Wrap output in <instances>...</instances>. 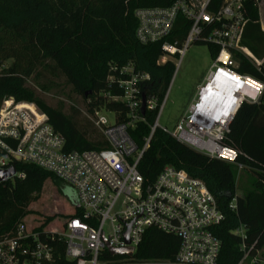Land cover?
I'll return each instance as SVG.
<instances>
[{"label": "built area", "instance_id": "built-area-1", "mask_svg": "<svg viewBox=\"0 0 264 264\" xmlns=\"http://www.w3.org/2000/svg\"><path fill=\"white\" fill-rule=\"evenodd\" d=\"M165 4L137 7L135 38L140 44L161 42L163 55L158 63L177 55L181 58L192 43H205L217 49L203 82L171 132L177 141L208 156L234 163L237 150L225 144L229 123L243 102L257 103L264 94V78L241 73L233 56L244 54L258 71L264 67L241 44L247 18L243 0H164ZM186 22L181 42L170 41L176 18ZM179 62V61H178ZM124 74L116 85L120 96L112 101L125 103V120L109 123L102 109L88 111V119L99 131L106 147L64 150V140L48 122L47 115L33 102L12 97L0 104V169L14 162L28 163L50 172L69 184L76 193L81 216L71 217L59 228H47L45 239L37 231L18 223L12 235L0 237V264H54L56 249L46 240L56 236L64 241L65 258L74 264H216L219 239L211 227L224 216L204 182L183 169L166 165L152 182H145L137 169L143 151L158 126L157 119L168 95L160 97L142 91L150 76L131 65L119 68ZM144 95V110L141 112ZM236 102L232 111L226 105ZM156 110L143 146L137 147L129 135L143 113ZM160 128V127H159ZM241 169L240 164H236ZM24 177L15 171L14 177ZM231 206V205H230ZM109 223L106 229V223ZM128 225L129 228H128ZM155 228L178 237L172 260L133 258L144 232ZM128 229L127 240L124 236ZM132 247L131 255L108 260L103 252ZM237 264H264L257 255L245 253Z\"/></svg>", "mask_w": 264, "mask_h": 264}, {"label": "trees", "instance_id": "trees-1", "mask_svg": "<svg viewBox=\"0 0 264 264\" xmlns=\"http://www.w3.org/2000/svg\"><path fill=\"white\" fill-rule=\"evenodd\" d=\"M159 4H165L164 0H0V104L8 97L34 102L63 138L66 151L106 147L91 122L77 120L78 110L72 109L67 114L61 105L46 104L26 82L30 78H39L43 70L52 76L62 75L86 100L88 111L105 109L118 113V122L125 120V103L107 99V96L122 93L116 85L117 80L124 77L119 68L131 65L134 70L148 73L150 79L141 89L156 92L160 97L175 69L176 61L172 59L158 63L163 55L161 42L140 44L134 34L136 19L133 11L137 7ZM243 7L247 21L241 44L264 64V31L259 23L258 0H243ZM186 26L183 18L178 16L168 40H177L181 44ZM207 46L213 57L217 49ZM233 56L239 72L264 78V67L258 71L240 52H234ZM40 86L48 89L45 84ZM155 114L156 110H146L144 120L136 121L129 129L137 147L143 146ZM224 142L237 150L235 164L201 153L156 127L137 169L145 182H152L166 165L200 178L224 216L211 227L220 241L216 264H237L245 253L251 257L264 247V94L257 103L243 102L239 106L229 123ZM236 164L250 174L248 186L240 194L235 185ZM13 168L23 172L24 177L15 176L0 183V237L12 235L18 223L23 222L29 213L30 202L38 199L47 179L58 182L50 172L33 164L14 162ZM72 210L66 219L81 216L75 202ZM54 218L45 217L32 226V230L45 239V230ZM146 232L171 238L173 244H167L156 257L146 258L142 255ZM143 237L133 258H174L179 243L177 236L148 228ZM46 240L56 249L54 264H74L65 258L63 240L58 241L56 236H48ZM102 258L117 260L124 257L105 250Z\"/></svg>", "mask_w": 264, "mask_h": 264}, {"label": "rangeland", "instance_id": "rangeland-1", "mask_svg": "<svg viewBox=\"0 0 264 264\" xmlns=\"http://www.w3.org/2000/svg\"><path fill=\"white\" fill-rule=\"evenodd\" d=\"M258 11L261 27L264 29V0L259 2ZM208 49L205 43H192L181 58L177 60V57H171L176 63L169 82L167 99L157 119L160 128L171 132L194 97L197 87L203 82L204 79L202 80V78L206 75L212 63V57ZM40 84L47 85L48 89L41 88ZM26 85L33 89L37 97L41 98L46 104L53 107L61 105L63 111L67 114H70L72 109H76L79 112L76 118L80 123H84L86 119L89 121L86 100L67 84L62 75L52 76L43 70L39 78L28 79ZM107 99L112 100L111 96H107ZM102 113L109 123L114 122L115 115L113 112L102 109ZM249 180L250 174L248 171L242 168L236 169L235 185L237 194H240L242 189L248 186ZM76 201V193L69 184L60 180L53 182L51 179H47L42 185L38 199L30 202L28 206L29 213L24 216L23 222L30 229L43 221L45 217L55 216L47 227L51 229L59 228L60 222L65 220V216L73 211V203H76ZM105 227L108 229V222ZM173 241L171 238L160 236L157 232H146L142 240V255L146 258L156 257L161 253V249L166 247L167 244L172 245ZM256 255L260 261H264V247Z\"/></svg>", "mask_w": 264, "mask_h": 264}, {"label": "water", "instance_id": "water-1", "mask_svg": "<svg viewBox=\"0 0 264 264\" xmlns=\"http://www.w3.org/2000/svg\"><path fill=\"white\" fill-rule=\"evenodd\" d=\"M141 99H142V107H141V112H143L144 110V95L142 93L141 95ZM15 175V169L13 168V166L8 167L6 169H0V183L6 182L10 179H12ZM77 206V205H76ZM130 225H128L129 228ZM127 233H128V229L125 232L124 236L126 237V242L128 243L127 240ZM109 253L111 255H123V254H128L131 255L133 252V248L128 246L125 248H111L108 247Z\"/></svg>", "mask_w": 264, "mask_h": 264}, {"label": "clouds", "instance_id": "clouds-1", "mask_svg": "<svg viewBox=\"0 0 264 264\" xmlns=\"http://www.w3.org/2000/svg\"><path fill=\"white\" fill-rule=\"evenodd\" d=\"M235 107H237V104L233 101L225 106L224 111H232Z\"/></svg>", "mask_w": 264, "mask_h": 264}, {"label": "crops", "instance_id": "crops-1", "mask_svg": "<svg viewBox=\"0 0 264 264\" xmlns=\"http://www.w3.org/2000/svg\"><path fill=\"white\" fill-rule=\"evenodd\" d=\"M261 0H258V4ZM259 23H260V26H261V20H260V13H259ZM261 30L264 31V29H262L261 27ZM247 48V47H246ZM248 49V48H247ZM249 50V49H248ZM250 51V50H249ZM251 52V51H250ZM252 53V52H251ZM253 54V53H252ZM254 55V54H253ZM255 56V55H254ZM256 57V56H255ZM257 58V57H256ZM259 59V58H258ZM205 76H203L202 80L204 79ZM187 108V107H186ZM185 111V110H184Z\"/></svg>", "mask_w": 264, "mask_h": 264}]
</instances>
